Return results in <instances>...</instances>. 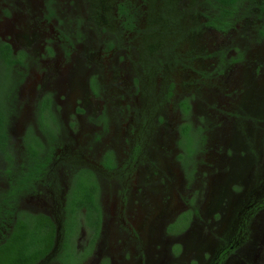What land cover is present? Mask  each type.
Segmentation results:
<instances>
[{"label": "flooded vegetation", "instance_id": "1", "mask_svg": "<svg viewBox=\"0 0 264 264\" xmlns=\"http://www.w3.org/2000/svg\"><path fill=\"white\" fill-rule=\"evenodd\" d=\"M30 1L0 0V234L50 235L35 264H264V0ZM111 1L128 45L191 74L171 127L103 87Z\"/></svg>", "mask_w": 264, "mask_h": 264}, {"label": "rangeland", "instance_id": "2", "mask_svg": "<svg viewBox=\"0 0 264 264\" xmlns=\"http://www.w3.org/2000/svg\"><path fill=\"white\" fill-rule=\"evenodd\" d=\"M79 2V0H77ZM96 1V0H95ZM138 0H134L133 3H136ZM97 2V1H96ZM99 4L102 5L101 0H98ZM111 1L103 3V7L107 8V14H110L108 31L100 33L96 29L93 30V35L98 40L111 39V41L116 44V48L111 52L109 57V62L112 66H106L102 71L105 74L102 76L103 87L106 89L107 94L111 97L114 103L125 101L127 96H130L131 99L138 102V105L133 106V110L137 109L138 111H144L147 113V117L153 114H162L167 116L168 123L171 121V126L174 125L175 121L178 118L175 117V113L171 110V103H173V98L168 99L165 95V90L173 82L174 85L179 84V82H188L192 81L191 74L187 69L175 68L171 65V60L169 57L157 49L153 52H150L151 46L158 44L154 40L145 41L143 44H137L138 40L134 39L135 46H130L127 44L125 36L123 34V28L116 25V22H113V17L111 16L114 3ZM94 5L96 3L94 2ZM29 6L32 10L40 9L38 0H32L29 3ZM144 16V15H141ZM152 20V18H148ZM144 22V19L140 20V23ZM160 23H157V25ZM25 32L36 40L43 38L44 33L50 34V29H40L38 25L28 26L25 29ZM219 35L208 31L204 36L193 37L191 41L195 44L196 49H200L197 45L207 44V42L218 39ZM212 44H209L211 47ZM206 50V49H205ZM60 60V59H59ZM53 64V61L51 65ZM129 65L133 72L129 70ZM151 78L152 84L151 89L152 93H145L142 89L145 85V80L149 83ZM175 98V97H174ZM130 99V101H131ZM128 105V102L127 104ZM140 108H143L140 110ZM131 110L125 114L126 120L129 121ZM138 112H135L137 117ZM112 132L116 135L121 133V128L119 125L113 127Z\"/></svg>", "mask_w": 264, "mask_h": 264}, {"label": "trees", "instance_id": "3", "mask_svg": "<svg viewBox=\"0 0 264 264\" xmlns=\"http://www.w3.org/2000/svg\"><path fill=\"white\" fill-rule=\"evenodd\" d=\"M3 132L4 121L3 118H0V143L4 142L5 140V136H3L2 134ZM4 194V192L0 193V213L5 210L1 206V204L6 203L1 201V198ZM0 216L7 217V214H3ZM1 221L6 222V219H0V226ZM28 226L30 225L20 226L18 230L13 234L11 240H8L6 238V235L0 234L3 239L8 241L4 245V247L0 249V264H25L24 262L26 261H28L27 264H35L48 252L50 245L52 244L50 235H47L46 240V245L49 246L44 247L43 242L39 239L40 234L38 232H34L37 225L35 224L31 227V232L29 234L24 231V229H27ZM25 237H29V241H25Z\"/></svg>", "mask_w": 264, "mask_h": 264}]
</instances>
